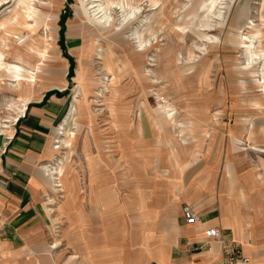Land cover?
<instances>
[{
    "label": "rangeland",
    "instance_id": "1",
    "mask_svg": "<svg viewBox=\"0 0 264 264\" xmlns=\"http://www.w3.org/2000/svg\"><path fill=\"white\" fill-rule=\"evenodd\" d=\"M75 92L44 162L60 163L65 191L37 195L63 264H87L70 240L81 221L110 223L116 264H139L195 183L227 186L230 205L242 185L264 195V0H0V137Z\"/></svg>",
    "mask_w": 264,
    "mask_h": 264
},
{
    "label": "crops",
    "instance_id": "2",
    "mask_svg": "<svg viewBox=\"0 0 264 264\" xmlns=\"http://www.w3.org/2000/svg\"><path fill=\"white\" fill-rule=\"evenodd\" d=\"M82 75L79 66L75 79L82 83ZM27 102H22L20 109ZM67 108L68 104L60 98L42 106H33L29 114L7 129V138L0 137V264H63L53 254V246L46 241V228L38 225L44 215L40 212L37 195L41 185L60 191L48 168L50 163L44 162L51 154V146L58 148L51 142L58 135L56 124L68 111ZM142 126L145 127L144 131ZM137 133L147 134L145 124L139 125ZM253 148L264 151L259 146ZM255 186L242 185L239 190L243 194L235 200L236 205H230L227 186H223L216 196L214 192L208 193V186L204 183H195L183 194L177 218L170 223L166 236L151 244L147 258L137 262L224 264V260L233 256L237 248L242 255L250 257V262L238 260L234 264H264V210L260 205L264 203V195L250 194ZM263 187L257 185L258 192ZM184 203L197 209L201 215L200 222H186L182 212ZM82 222L80 228L78 224L70 225V240L81 242L83 246L85 244L81 253L86 263L116 264L115 240L112 236L114 228L110 223L97 229L96 233L92 228V232L84 229ZM210 226L220 228L226 235V241L209 239L205 229ZM128 258V264H131L132 259ZM81 264H84V260Z\"/></svg>",
    "mask_w": 264,
    "mask_h": 264
},
{
    "label": "bare ground",
    "instance_id": "3",
    "mask_svg": "<svg viewBox=\"0 0 264 264\" xmlns=\"http://www.w3.org/2000/svg\"><path fill=\"white\" fill-rule=\"evenodd\" d=\"M136 9H134L133 11H130V14H133L135 13ZM108 15V14H107ZM101 18H104L105 22H108L110 19H109V16H105V15H102ZM83 76V75H82ZM24 76H19V80H28L29 83H33L35 82L36 79H28ZM30 80V81H29ZM74 101H72L71 104L68 105V111L65 113V115L63 116L62 118V121L59 123L58 125V131H57V134H66L67 133V125H68V122L70 119H74L75 118V113H74V110L76 109V103H75V99L77 98V95H76V92L74 95ZM18 105L16 104L17 102L14 101L12 104V106H16L17 109H20L21 108V104L22 102H27L29 101V99H24L20 96H18ZM25 104V103H24ZM23 104V105H24ZM3 127H8V124H4ZM58 135H56L57 137ZM60 141V139H59ZM59 146V145H58ZM59 160V159H58ZM57 160V161H58ZM48 168L50 169L52 175H53V178L56 180H61V176H63V173H62V166L60 165V163H56L54 161V163H50L48 164ZM57 186H62L63 185V182H59L58 184H56Z\"/></svg>",
    "mask_w": 264,
    "mask_h": 264
},
{
    "label": "built area",
    "instance_id": "4",
    "mask_svg": "<svg viewBox=\"0 0 264 264\" xmlns=\"http://www.w3.org/2000/svg\"><path fill=\"white\" fill-rule=\"evenodd\" d=\"M182 212H183V216H184L186 222L189 224H196V223L201 221L200 213L197 211V209L195 207H193L189 203L183 204ZM205 232H206V236L209 239L220 238L223 242L226 241L225 233L218 227L210 226V227L205 229ZM234 250H235L234 255L230 256L229 258H226L224 260V264H234L235 261H238V260H242L244 262H250L249 256L242 255L240 253L239 249H237V248H235Z\"/></svg>",
    "mask_w": 264,
    "mask_h": 264
}]
</instances>
